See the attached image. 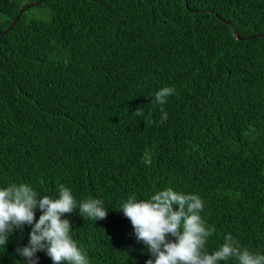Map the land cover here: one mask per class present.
Masks as SVG:
<instances>
[{
	"label": "trees",
	"instance_id": "16d2710c",
	"mask_svg": "<svg viewBox=\"0 0 264 264\" xmlns=\"http://www.w3.org/2000/svg\"><path fill=\"white\" fill-rule=\"evenodd\" d=\"M35 1L0 0V188L101 200L103 220L65 214L88 264H146L117 209L168 187L204 201L209 252L230 233L264 255V0H42L5 31ZM30 232L0 264H25Z\"/></svg>",
	"mask_w": 264,
	"mask_h": 264
},
{
	"label": "clouds",
	"instance_id": "9594fccd",
	"mask_svg": "<svg viewBox=\"0 0 264 264\" xmlns=\"http://www.w3.org/2000/svg\"><path fill=\"white\" fill-rule=\"evenodd\" d=\"M172 87L155 92L151 103L159 104L160 122L168 119L163 105L174 94ZM144 116L142 107L133 111ZM178 205V209L174 207ZM79 209V215L93 221L103 220L108 209L99 199L82 200L77 204L69 188L61 184L58 198L40 195L27 184L12 183L0 188V245L6 246L16 230L31 226L29 241L15 249L25 264H38V252H45L53 264H88L86 255L70 235L72 224L65 214ZM204 201L198 194H186L168 187L156 191L147 200L135 196L122 202L119 209L127 217L137 241L146 245L151 256L146 264H264V255L241 248L230 233L213 252L207 248V239L215 234V226H206L200 213ZM40 210L39 219L36 211Z\"/></svg>",
	"mask_w": 264,
	"mask_h": 264
},
{
	"label": "water",
	"instance_id": "95a60500",
	"mask_svg": "<svg viewBox=\"0 0 264 264\" xmlns=\"http://www.w3.org/2000/svg\"><path fill=\"white\" fill-rule=\"evenodd\" d=\"M41 2H42V0H37V1L33 2V3H29V4L25 5V6L22 8V10L20 11V14H19V15H18V16H17V17L11 22L10 26H9L5 31H9V30H11V29L15 26V24L17 23V21H18L20 15H21L25 10H27V9L33 7V6H37V5H39ZM234 31H235V37H236L237 39H238V38L241 39V37H239V36L237 35V31H236L235 28H234ZM0 33H3V32L0 31ZM257 36H258V35L254 36V37H257ZM259 36H264V32H263V33H260Z\"/></svg>",
	"mask_w": 264,
	"mask_h": 264
}]
</instances>
